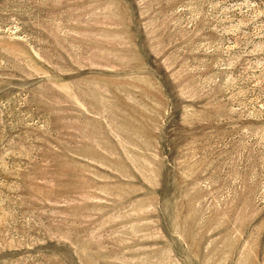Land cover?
Here are the masks:
<instances>
[{"label": "rangeland", "instance_id": "374dc122", "mask_svg": "<svg viewBox=\"0 0 264 264\" xmlns=\"http://www.w3.org/2000/svg\"><path fill=\"white\" fill-rule=\"evenodd\" d=\"M0 264H264V0H0Z\"/></svg>", "mask_w": 264, "mask_h": 264}]
</instances>
